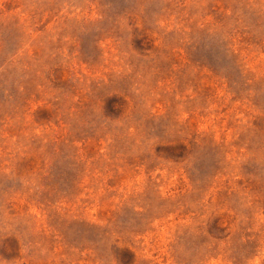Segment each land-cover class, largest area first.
Returning a JSON list of instances; mask_svg holds the SVG:
<instances>
[{
	"label": "rangeland",
	"instance_id": "374dc122",
	"mask_svg": "<svg viewBox=\"0 0 264 264\" xmlns=\"http://www.w3.org/2000/svg\"><path fill=\"white\" fill-rule=\"evenodd\" d=\"M0 264H264V0H0Z\"/></svg>",
	"mask_w": 264,
	"mask_h": 264
}]
</instances>
